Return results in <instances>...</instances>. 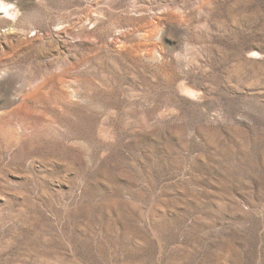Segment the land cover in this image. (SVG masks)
<instances>
[{
    "label": "rangeland",
    "instance_id": "obj_1",
    "mask_svg": "<svg viewBox=\"0 0 264 264\" xmlns=\"http://www.w3.org/2000/svg\"><path fill=\"white\" fill-rule=\"evenodd\" d=\"M0 11V264H264V0Z\"/></svg>",
    "mask_w": 264,
    "mask_h": 264
},
{
    "label": "clouds",
    "instance_id": "obj_2",
    "mask_svg": "<svg viewBox=\"0 0 264 264\" xmlns=\"http://www.w3.org/2000/svg\"><path fill=\"white\" fill-rule=\"evenodd\" d=\"M181 45H182L183 51L175 53L174 57L178 61L181 60V59L186 61L188 59L187 53L189 51L190 46H189V44L186 41L183 44H181Z\"/></svg>",
    "mask_w": 264,
    "mask_h": 264
},
{
    "label": "bare ground",
    "instance_id": "obj_3",
    "mask_svg": "<svg viewBox=\"0 0 264 264\" xmlns=\"http://www.w3.org/2000/svg\"><path fill=\"white\" fill-rule=\"evenodd\" d=\"M0 13H2V12L0 11Z\"/></svg>",
    "mask_w": 264,
    "mask_h": 264
}]
</instances>
